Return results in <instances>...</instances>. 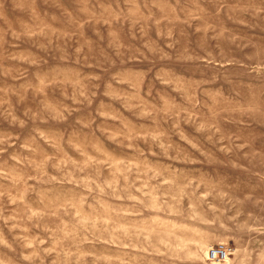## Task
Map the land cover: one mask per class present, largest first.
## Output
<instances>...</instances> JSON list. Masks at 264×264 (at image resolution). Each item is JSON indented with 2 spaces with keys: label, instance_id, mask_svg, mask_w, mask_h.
<instances>
[{
  "label": "rangeland",
  "instance_id": "1",
  "mask_svg": "<svg viewBox=\"0 0 264 264\" xmlns=\"http://www.w3.org/2000/svg\"><path fill=\"white\" fill-rule=\"evenodd\" d=\"M0 264H264V0H0Z\"/></svg>",
  "mask_w": 264,
  "mask_h": 264
},
{
  "label": "built area",
  "instance_id": "2",
  "mask_svg": "<svg viewBox=\"0 0 264 264\" xmlns=\"http://www.w3.org/2000/svg\"><path fill=\"white\" fill-rule=\"evenodd\" d=\"M232 252V248L225 244H217L215 246L209 247L205 252V258L208 261H222L228 257Z\"/></svg>",
  "mask_w": 264,
  "mask_h": 264
},
{
  "label": "crops",
  "instance_id": "3",
  "mask_svg": "<svg viewBox=\"0 0 264 264\" xmlns=\"http://www.w3.org/2000/svg\"><path fill=\"white\" fill-rule=\"evenodd\" d=\"M233 250V249H232Z\"/></svg>",
  "mask_w": 264,
  "mask_h": 264
}]
</instances>
